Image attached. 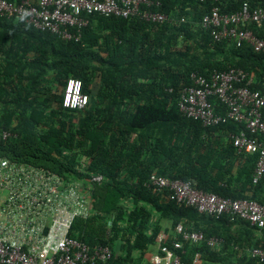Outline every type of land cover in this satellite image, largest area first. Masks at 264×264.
<instances>
[{"label":"trees","instance_id":"obj_1","mask_svg":"<svg viewBox=\"0 0 264 264\" xmlns=\"http://www.w3.org/2000/svg\"><path fill=\"white\" fill-rule=\"evenodd\" d=\"M243 1L164 0L152 7L174 18L163 24L92 15L77 42L37 31L23 19L0 18V55L17 60L0 65V126L16 135L0 141V158L67 180L102 176L91 190V215L76 218L69 236L89 247L108 246L111 264H150L145 255L163 229L161 220L169 223L165 232L181 223L206 238L222 239L213 248L184 244L185 260L199 253L204 264H264L245 254L237 234L228 232L233 224L253 227L248 222L199 214L146 185L155 174L189 181L218 197L264 205V175L252 183L256 157L237 153L230 139L244 125L204 127L177 106L192 72L208 76L242 69L254 79L251 89H262L264 53L215 41L200 25L212 7L232 13ZM247 1L264 7V0ZM246 28L262 36L264 24ZM69 78L80 80L88 96L82 110L61 105Z\"/></svg>","mask_w":264,"mask_h":264},{"label":"built area","instance_id":"obj_2","mask_svg":"<svg viewBox=\"0 0 264 264\" xmlns=\"http://www.w3.org/2000/svg\"><path fill=\"white\" fill-rule=\"evenodd\" d=\"M163 1L0 0V18L23 19L37 31L77 42L92 15L123 20L138 18L153 24L171 22L174 18L152 10L161 7ZM261 24L264 7H251L247 0L232 13H222L214 6L200 23L215 41L230 40L236 47L247 45L255 53H264V29L262 36H258L246 28ZM188 80L189 84L179 91L178 111L204 127L228 122L244 125L245 130L230 134V139L238 153L256 157L252 183H258L264 175V78L262 89H251L253 77L236 68L213 71L208 76L192 72ZM212 99L219 108H215ZM87 103L81 81L67 79L62 107L82 110ZM15 137L0 126V141ZM101 182L100 175H90L84 181L67 180L42 168L0 158V264H111L112 251L108 246L89 247L69 236L76 218L91 215V190ZM146 185L165 190L170 201L193 208L199 214L216 219L225 216L230 222L241 220L258 230L264 229V205L256 201L218 197L194 188L189 181L155 174L147 178ZM222 242L218 237L206 238L204 233L189 231L178 223L171 231L158 232L157 250L147 252L145 259L150 264H203L199 253L185 260L183 245L205 243L213 248ZM249 256L264 263V247L250 249Z\"/></svg>","mask_w":264,"mask_h":264},{"label":"crops","instance_id":"obj_3","mask_svg":"<svg viewBox=\"0 0 264 264\" xmlns=\"http://www.w3.org/2000/svg\"><path fill=\"white\" fill-rule=\"evenodd\" d=\"M16 61L17 60L13 57H3L2 55H0V65H6V66H8L10 64L14 65V63ZM234 171H235V169H234ZM228 227H230L228 232H232L231 235L234 236L237 234L236 241H239L237 243L241 244L244 247V253L247 254L248 256H249V250L250 249H252V248H263V247H255L257 244L260 246H261V244H264V232L263 231L255 229V228L250 227V226H247L245 224H240V223L239 224H233V225H230ZM224 233H227V231H224ZM215 247H217V246H215ZM147 256L148 255L146 254L145 258H147ZM209 263L210 264H219L216 262H207V264H209Z\"/></svg>","mask_w":264,"mask_h":264},{"label":"rangeland","instance_id":"obj_4","mask_svg":"<svg viewBox=\"0 0 264 264\" xmlns=\"http://www.w3.org/2000/svg\"><path fill=\"white\" fill-rule=\"evenodd\" d=\"M180 44H181V39L178 41V45H180ZM160 225H161V227H162L163 229L169 227V223L166 222V221H164V220H161V221H160ZM156 250H157V245L154 244V245H152V246H150V247L148 248L147 252L151 253V252H155ZM209 264H210V263H209Z\"/></svg>","mask_w":264,"mask_h":264}]
</instances>
